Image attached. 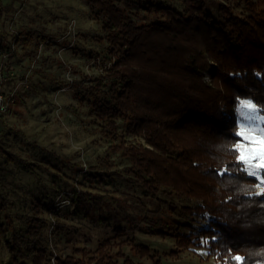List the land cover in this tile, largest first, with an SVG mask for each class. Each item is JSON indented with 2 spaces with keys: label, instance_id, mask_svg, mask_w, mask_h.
Here are the masks:
<instances>
[{
  "label": "trees",
  "instance_id": "trees-1",
  "mask_svg": "<svg viewBox=\"0 0 264 264\" xmlns=\"http://www.w3.org/2000/svg\"><path fill=\"white\" fill-rule=\"evenodd\" d=\"M87 1L103 21V74L72 88L109 146L79 182L83 188L74 187L72 202L79 211L108 210L112 236L94 251L75 245L46 192L11 216L9 193L0 191V220L4 213L6 221L0 238L9 264H53V258L55 264H137L125 248L134 257H159L129 230L173 238L175 250L166 257L205 248L219 264H264V194L239 159L236 114L251 101L264 115V0H180L182 9L158 0ZM137 1L143 23L120 5L131 10ZM3 11L0 0V16ZM0 155L39 175L38 164L1 141ZM114 155L127 164L115 168ZM43 163L79 180L78 163ZM10 174L0 165V190L14 180ZM118 184L129 189L124 198L106 188ZM177 218L185 219L187 231ZM63 233L72 255L59 248Z\"/></svg>",
  "mask_w": 264,
  "mask_h": 264
},
{
  "label": "rangeland",
  "instance_id": "rangeland-1",
  "mask_svg": "<svg viewBox=\"0 0 264 264\" xmlns=\"http://www.w3.org/2000/svg\"><path fill=\"white\" fill-rule=\"evenodd\" d=\"M158 1L182 9L180 0ZM2 3L5 11L0 16V93L14 100L0 115V141L15 156L38 164L39 177L22 166L6 164V159L0 155V165L10 171L9 179H14L0 191L9 193L11 216L28 211L32 199L46 192L47 203L60 212L58 221L67 225L75 245L94 251L101 240L112 236L115 221L108 210L96 214L91 210L79 211L72 198L74 187L83 188L79 182H83L90 167L98 164L109 141L92 123L87 108L75 100L72 85L88 84L103 74L106 52L103 21L92 15L87 0H2ZM120 5L134 20L145 22L146 13L139 8L138 1L131 10ZM236 114L241 137L239 150L248 157L242 162L248 174L256 173L253 177L258 179L262 192L264 169L259 167L261 158L257 149L259 139L264 137V115L256 105L250 108L244 102ZM44 158L58 168L66 161L78 163L79 180H74L76 175L68 169L59 171L51 165L46 168ZM112 161L119 169L127 164L117 155ZM106 188L117 198H124L121 192L129 191L122 184ZM177 204L180 207V203ZM177 219L182 230L187 231L185 219ZM0 221L6 222L4 213ZM51 221L54 223L55 219ZM124 226L128 227V223ZM129 234L159 255L155 259L134 257L125 248L126 254L137 264H155L159 258L161 264H219L208 256L205 248H192L179 258H171L165 254L175 250L173 238L140 230H129ZM61 237L59 248L63 254L72 255L69 238L65 233ZM53 250L56 253V249ZM10 260V252L1 242L0 264H9ZM52 263L55 264L54 258Z\"/></svg>",
  "mask_w": 264,
  "mask_h": 264
},
{
  "label": "snow or ice",
  "instance_id": "snow-or-ice-1",
  "mask_svg": "<svg viewBox=\"0 0 264 264\" xmlns=\"http://www.w3.org/2000/svg\"><path fill=\"white\" fill-rule=\"evenodd\" d=\"M244 103L246 106H248L250 108L255 107V105L251 104V102L245 101ZM258 142H259V148L257 149V151L259 152V155L261 158V163L259 164V167L261 169H264V137H261ZM237 147H241V146L237 145ZM239 159L241 161H246L248 159V157H246L245 154L243 152H241ZM249 175L255 176L256 173L255 172H249ZM262 194H264V189H262ZM236 259L242 260L243 258L240 256H237Z\"/></svg>",
  "mask_w": 264,
  "mask_h": 264
},
{
  "label": "built area",
  "instance_id": "built-area-1",
  "mask_svg": "<svg viewBox=\"0 0 264 264\" xmlns=\"http://www.w3.org/2000/svg\"><path fill=\"white\" fill-rule=\"evenodd\" d=\"M13 97H8L4 93H0V115L9 106L10 102L13 101Z\"/></svg>",
  "mask_w": 264,
  "mask_h": 264
}]
</instances>
